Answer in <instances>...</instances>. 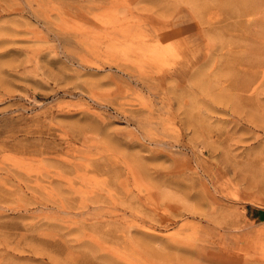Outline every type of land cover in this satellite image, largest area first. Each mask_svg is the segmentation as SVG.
I'll return each mask as SVG.
<instances>
[{
    "label": "rangeland",
    "instance_id": "obj_1",
    "mask_svg": "<svg viewBox=\"0 0 264 264\" xmlns=\"http://www.w3.org/2000/svg\"><path fill=\"white\" fill-rule=\"evenodd\" d=\"M245 2L0 0V264H264Z\"/></svg>",
    "mask_w": 264,
    "mask_h": 264
},
{
    "label": "bare ground",
    "instance_id": "obj_2",
    "mask_svg": "<svg viewBox=\"0 0 264 264\" xmlns=\"http://www.w3.org/2000/svg\"><path fill=\"white\" fill-rule=\"evenodd\" d=\"M246 0H244V2H245ZM243 2V1H242ZM246 3V2H245ZM254 3V2H253ZM249 6V5H248ZM242 9H245V8H242ZM243 11V10H242ZM246 11V10H245Z\"/></svg>",
    "mask_w": 264,
    "mask_h": 264
}]
</instances>
